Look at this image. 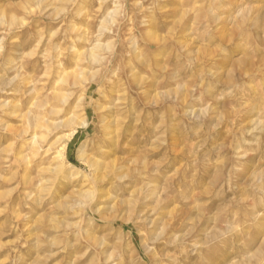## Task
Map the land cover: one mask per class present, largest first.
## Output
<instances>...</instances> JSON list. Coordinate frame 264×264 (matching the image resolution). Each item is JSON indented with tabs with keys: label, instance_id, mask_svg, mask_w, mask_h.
<instances>
[{
	"label": "rangeland",
	"instance_id": "374dc122",
	"mask_svg": "<svg viewBox=\"0 0 264 264\" xmlns=\"http://www.w3.org/2000/svg\"><path fill=\"white\" fill-rule=\"evenodd\" d=\"M3 101L0 264H264V0H0Z\"/></svg>",
	"mask_w": 264,
	"mask_h": 264
},
{
	"label": "bare ground",
	"instance_id": "6f19581e",
	"mask_svg": "<svg viewBox=\"0 0 264 264\" xmlns=\"http://www.w3.org/2000/svg\"><path fill=\"white\" fill-rule=\"evenodd\" d=\"M89 53H90V51H89ZM89 55L92 56V58H93V54L90 53ZM74 77H75V75H73L72 73H67V74L64 73L62 76H60L59 80H57L56 83L57 82L61 83V84L67 83L68 79L70 80L71 78H74ZM26 92H27V95H32V94H34L35 89L30 87L29 89H27ZM50 96H51L50 98L52 100H57L58 103H64L65 104L68 101V97L65 94H59L56 92H51ZM29 103H30V105L28 107V110L25 112V115H24V117L27 121V123H26L27 128H26V130L23 129L20 133H21V135H29L30 139H31L29 141H31L32 145H33L39 139H44L46 136L50 135L52 133L53 129L55 128V126H57L55 124H57L58 122H55V121L51 122V121H48L47 119H44V115H45L44 112L50 113V114L55 112V110L53 109V107H51L49 102H47V101L41 102V101L31 100ZM9 105H10L9 101L0 102V108L7 107ZM32 109H34V110L32 111ZM40 111H42V112H40ZM11 112L13 113V111H11ZM113 112H112V115H113ZM105 118H106V116H105ZM117 118H118V116H117ZM103 124H104V126H103V128H104V134H103L104 140L108 141L112 145L115 142V140H117V138L120 136L119 130L121 128L120 127L121 124H119V121L117 119H112V120L107 119V121L105 120V122H103ZM78 125L84 126L85 121H83V120L79 121ZM31 142H29V145ZM31 149H33V148H31ZM31 149H30V151H31ZM62 150H63V147H61L59 149L57 157L61 156ZM82 157H83V153H80L79 158L83 159ZM95 164L97 165L96 172L97 173L100 171L102 172V173L100 172V175H102L103 172H105V170L106 171L109 170L111 168V165H113V164H108L107 162H103L102 164H99L96 162L95 159H91L90 165L93 166ZM72 167L75 168L74 166H72ZM80 173H81L80 171L76 170V171H72V172H67L66 176L68 177V179L76 180L77 178L80 177ZM84 180H86V178ZM82 182H83V179H82ZM96 183H97V181L95 182V184Z\"/></svg>",
	"mask_w": 264,
	"mask_h": 264
}]
</instances>
